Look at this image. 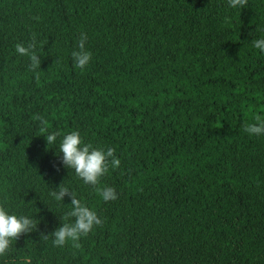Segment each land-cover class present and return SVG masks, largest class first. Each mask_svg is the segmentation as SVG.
Segmentation results:
<instances>
[{"label": "trees", "instance_id": "trees-1", "mask_svg": "<svg viewBox=\"0 0 264 264\" xmlns=\"http://www.w3.org/2000/svg\"><path fill=\"white\" fill-rule=\"evenodd\" d=\"M33 36L35 71L14 50ZM260 36L264 0H0V201L38 223L0 264H264V136L243 130L264 115ZM73 129L114 149L116 200L47 146ZM61 183L103 221L79 247L41 236L71 207Z\"/></svg>", "mask_w": 264, "mask_h": 264}, {"label": "clouds", "instance_id": "clouds-1", "mask_svg": "<svg viewBox=\"0 0 264 264\" xmlns=\"http://www.w3.org/2000/svg\"><path fill=\"white\" fill-rule=\"evenodd\" d=\"M245 3L246 0H227L228 7L232 9H242ZM87 39V34L81 32L76 47L71 52L75 66L80 69L86 68L92 59L91 51L86 48ZM253 47L264 53V36L255 39ZM36 48L35 36L30 42H18L14 45L16 54L28 57L29 68L33 71L40 68L41 63ZM243 130L249 136H264V115H256L253 122L246 124ZM44 134H46L47 146H58V153H62V164L73 171L84 185L97 187L99 196L105 202L117 199L118 193L114 187L100 184L101 178L108 172L109 167H117L120 163L114 156L112 147L96 146L85 142L78 129L64 133L46 130ZM49 195L58 203H64V198L67 196L70 198L68 204L71 205L65 212L64 219L60 218L61 223L58 227L47 235L41 234L44 239L51 236L53 247L62 248L68 243H71L73 247H79V240L103 223L97 211L78 198L70 185L61 183L51 190ZM37 225V219L32 215L11 208L6 201H0V258L10 254L13 243L21 234L32 233ZM22 264H30V258L24 257Z\"/></svg>", "mask_w": 264, "mask_h": 264}]
</instances>
